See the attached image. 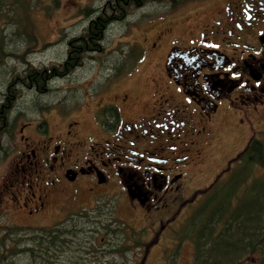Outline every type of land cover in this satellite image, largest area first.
<instances>
[{"label": "flooded vegetation", "instance_id": "1", "mask_svg": "<svg viewBox=\"0 0 264 264\" xmlns=\"http://www.w3.org/2000/svg\"><path fill=\"white\" fill-rule=\"evenodd\" d=\"M163 2L174 9L179 0ZM180 3V10L146 17L127 63L87 100L57 111L49 124L34 123L33 139L19 135L2 183L24 219L60 214L69 201L94 207L112 201L134 235L140 229L182 242V225L198 204L223 208L226 227L243 220L247 194L257 202L261 171L256 166L248 180L241 160L256 136L213 176L204 166L226 154L216 150L207 161L222 129L238 140L264 115V0ZM189 245L186 263L199 264V251Z\"/></svg>", "mask_w": 264, "mask_h": 264}, {"label": "rangeland", "instance_id": "2", "mask_svg": "<svg viewBox=\"0 0 264 264\" xmlns=\"http://www.w3.org/2000/svg\"><path fill=\"white\" fill-rule=\"evenodd\" d=\"M180 1L198 0H179L174 9L163 0H35L27 34L16 32L12 23H0V264H187L189 243L199 251V264H264L261 166L260 193L256 203H250L249 194L243 200L248 206L243 220L239 216L225 227L223 208L196 209L198 204L182 225V242L140 229L134 235L112 201H99L95 207L69 201L50 220H26L3 192V171L20 144L19 135L33 139L34 123L49 124L57 111L65 114L74 102L87 100L111 70L127 63L128 45L140 40L149 14L155 20L170 9L180 10L185 3ZM137 73L133 84L143 69ZM244 127L238 140L220 131L207 161L212 162L216 150L226 154L211 165L206 162L205 174L211 177L226 167L247 139L256 136L264 143V115ZM254 169L247 171L248 180ZM167 247L174 253L163 257Z\"/></svg>", "mask_w": 264, "mask_h": 264}, {"label": "trees", "instance_id": "3", "mask_svg": "<svg viewBox=\"0 0 264 264\" xmlns=\"http://www.w3.org/2000/svg\"><path fill=\"white\" fill-rule=\"evenodd\" d=\"M34 2L35 0L33 3L31 0H0V23L3 22V20L12 23L17 27L16 32L27 34V29L32 28L33 25L30 12ZM94 25L98 26V22L95 21ZM102 26L103 24H100V27ZM1 40L2 37H0V44ZM241 154L243 155L241 160L244 162L246 171L256 166H261L264 169V143L261 140L256 138L249 139ZM255 220H257L256 217ZM261 240L264 243V234ZM258 241H260V239Z\"/></svg>", "mask_w": 264, "mask_h": 264}]
</instances>
